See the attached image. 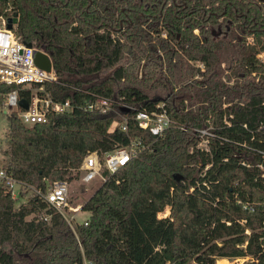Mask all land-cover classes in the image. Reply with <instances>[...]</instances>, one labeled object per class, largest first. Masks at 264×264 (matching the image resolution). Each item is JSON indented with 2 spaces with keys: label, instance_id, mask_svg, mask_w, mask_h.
Returning a JSON list of instances; mask_svg holds the SVG:
<instances>
[{
  "label": "trees",
  "instance_id": "trees-1",
  "mask_svg": "<svg viewBox=\"0 0 264 264\" xmlns=\"http://www.w3.org/2000/svg\"><path fill=\"white\" fill-rule=\"evenodd\" d=\"M14 12L17 32L50 56L59 82L44 89L54 100L75 104L99 95L146 110L164 102L174 124L115 173L103 170L106 181L81 206L89 217L74 226L36 198L14 207L1 190L0 264H215L246 257L243 264H264V178L255 166L264 163V57L257 59L264 53V0H0V16ZM188 60L204 63L200 80ZM19 96L29 99L30 90ZM223 97L231 125L223 123ZM121 114L74 107L26 126L12 111L3 166L43 189L77 180L88 151L153 140L130 117L127 131L110 129ZM209 117L214 136L201 151L194 129ZM247 157L250 168L241 163Z\"/></svg>",
  "mask_w": 264,
  "mask_h": 264
},
{
  "label": "built area",
  "instance_id": "built-area-1",
  "mask_svg": "<svg viewBox=\"0 0 264 264\" xmlns=\"http://www.w3.org/2000/svg\"><path fill=\"white\" fill-rule=\"evenodd\" d=\"M7 19L4 16H0V98H3L1 102L3 106L15 109L14 111L24 125L32 126L37 123H48L50 114L65 113L73 110L74 107H79L88 112L108 113L115 111L118 114H121V110L129 109L128 112L132 111L131 115L128 113L121 114V120H113L110 129L119 128L122 131H127L130 117L139 129L148 133L153 138L147 144H144L140 137L130 138L127 145L117 146L103 153L97 150L88 151L77 169L80 172V178L83 183H90L96 179L100 182L106 181L103 170H107L110 174L115 173L122 166H125L132 159L136 158L142 150L149 147L156 139L163 137L166 130L174 124L165 108L164 102H158L154 109L146 110L136 109L124 103H115L112 99L99 95L88 98L84 103L78 102L72 104L69 98L54 100L45 92L44 85L47 82H59L56 71L53 66L47 71L38 67L34 62V50H44L37 49L33 45L28 46L22 34L17 32V23L13 24L10 29L6 27ZM162 36L166 37V34L162 33ZM252 41V37H248V42L252 43ZM263 57V52L257 54V59L260 62H263ZM188 64L195 70L193 78L200 80L202 73L205 71L204 63L198 60H188ZM143 74V65L140 64L136 75L138 78H141ZM231 82L233 83V80L228 82V84ZM12 85L16 87L8 91L4 90V88ZM34 85L38 86L34 87ZM20 89L30 90V97L26 99L28 102L26 109L19 105V100L22 99L19 96ZM229 107L230 103L226 102L223 97L221 102V109L224 110L222 119L226 125H231L230 119L233 116L230 113ZM205 123L206 126L204 128L194 129L199 137L196 148L201 151L209 150L208 141L214 136L212 132L214 128L212 119L209 117ZM180 129L187 131L188 127L187 125H182ZM188 151L192 152L193 147H190ZM241 163L248 168L251 167V163L247 159H241ZM208 166L209 164L206 165L203 172ZM255 166L259 168L260 175L264 178V163H256ZM1 190L9 192L11 199L15 203H18V200L21 198V192L24 191V200L17 207L27 203L31 198L44 201L48 207L60 213L70 226H72L73 215H69V212L73 213L81 209V205L79 204L75 206L69 204L68 181L54 180L47 182L43 189L42 187H35L16 179L3 165H0ZM192 190L193 187H190L189 192ZM44 219L48 220L49 215L44 216ZM84 264H91V262L84 259Z\"/></svg>",
  "mask_w": 264,
  "mask_h": 264
},
{
  "label": "rangeland",
  "instance_id": "rangeland-1",
  "mask_svg": "<svg viewBox=\"0 0 264 264\" xmlns=\"http://www.w3.org/2000/svg\"><path fill=\"white\" fill-rule=\"evenodd\" d=\"M222 67L226 69V65L224 63H222ZM224 73L226 75H230V72L228 70H225ZM226 75L224 77V80L225 83L228 84L229 81ZM230 80L232 81L233 79ZM229 85H232V82L229 83ZM14 110L15 109L13 107H5L0 103V165H3L6 162V156L4 154V151L7 148L6 135L9 128L10 113ZM249 159L250 158L247 157V160ZM68 183H69V195H68L69 204L75 206L72 203H77L82 206L83 201H85V199H87L93 193L94 189L100 184V181L96 179L90 183H83L81 181V178H79L77 180H73ZM23 200H24V191L21 192V198L18 200V203H14V207H17L19 203H21ZM168 213H169V208H166L162 213H160V215L165 216ZM69 215H73V220L71 221V225L74 226V224L81 223L82 221L87 219L89 217V212L80 209L79 211L73 213L70 211ZM246 259L247 257L237 258L229 261L234 262L235 264H243Z\"/></svg>",
  "mask_w": 264,
  "mask_h": 264
},
{
  "label": "water",
  "instance_id": "water-1",
  "mask_svg": "<svg viewBox=\"0 0 264 264\" xmlns=\"http://www.w3.org/2000/svg\"><path fill=\"white\" fill-rule=\"evenodd\" d=\"M17 21H18L17 13L14 12L13 16L7 19L6 27L9 29L12 28L13 24L17 23ZM27 44L28 46H32L31 43H27ZM34 62L38 67L42 69H46L47 71H49L52 66L50 56L41 50H34ZM19 105L20 107L26 109L28 107V102L26 99L22 98L19 100ZM125 110L129 111V109H125Z\"/></svg>",
  "mask_w": 264,
  "mask_h": 264
},
{
  "label": "bare ground",
  "instance_id": "bare-ground-1",
  "mask_svg": "<svg viewBox=\"0 0 264 264\" xmlns=\"http://www.w3.org/2000/svg\"><path fill=\"white\" fill-rule=\"evenodd\" d=\"M215 264H235L234 262H230L229 260L223 258L216 261Z\"/></svg>",
  "mask_w": 264,
  "mask_h": 264
},
{
  "label": "crops",
  "instance_id": "crops-1",
  "mask_svg": "<svg viewBox=\"0 0 264 264\" xmlns=\"http://www.w3.org/2000/svg\"><path fill=\"white\" fill-rule=\"evenodd\" d=\"M220 259H223V258H220ZM217 260H219V259H217Z\"/></svg>",
  "mask_w": 264,
  "mask_h": 264
}]
</instances>
